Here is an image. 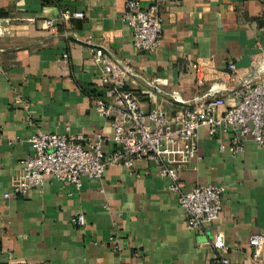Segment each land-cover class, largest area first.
I'll return each mask as SVG.
<instances>
[{"label":"crops","instance_id":"crops-1","mask_svg":"<svg viewBox=\"0 0 264 264\" xmlns=\"http://www.w3.org/2000/svg\"><path fill=\"white\" fill-rule=\"evenodd\" d=\"M129 1L0 0V264H223L222 256L229 264H264V247L257 253L250 243L264 233V146L253 139L235 152L232 134L199 132L200 156L185 167L182 183L185 190L226 188L211 231L188 226L169 178L144 159L132 168L111 165L103 179L85 177L79 189L49 178L27 195L15 192L39 130L80 133L88 141L100 135L104 152L113 150L114 129L94 102L106 98L98 49L131 62L146 110L175 113L220 93L232 104L238 87L232 63L241 77L259 79L264 0H137L164 19L154 54L134 45L125 19ZM65 9L85 16L65 23ZM221 84L223 92L214 91ZM79 215L84 226L74 222ZM218 232L224 254L212 245Z\"/></svg>","mask_w":264,"mask_h":264},{"label":"built area","instance_id":"built-area-1","mask_svg":"<svg viewBox=\"0 0 264 264\" xmlns=\"http://www.w3.org/2000/svg\"><path fill=\"white\" fill-rule=\"evenodd\" d=\"M84 16L82 11L65 9L61 12V20L65 23ZM125 19L133 31L137 50L154 54L161 49L164 19L158 12L144 9L140 1L130 0ZM46 27L54 28V21L48 20ZM96 61L101 66L106 98L94 97V102L114 129L113 150L108 154L104 152L105 139L100 135L96 140L88 141L80 133L39 130L30 138L34 154L22 162L21 173L13 183L15 192L27 195L34 188H42L49 178L72 183L79 189L85 177L100 180L111 165L132 168L144 159L151 161L162 176L169 178V191L176 195L188 226L211 231L221 217L226 188L196 185L185 190L182 173L200 156L199 132L204 127L209 128L211 136L220 132L232 134L235 152L244 151L249 139L264 146V57L258 61L259 79L254 82L241 77L236 64L229 65L232 79L238 84L232 104L220 93L198 99L175 113L159 106L151 110L144 108L130 61L117 60L104 49L97 50ZM224 89L225 84H221L214 91L218 93ZM153 101L157 100L154 98ZM225 148L226 145H221V149ZM10 196V193L5 195L6 198ZM74 222L84 226L85 216L75 217ZM250 243L260 253L264 247V233L254 234ZM212 245L224 254L228 246L223 232L214 234ZM221 261L223 264L230 262L225 256Z\"/></svg>","mask_w":264,"mask_h":264}]
</instances>
